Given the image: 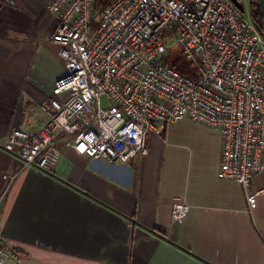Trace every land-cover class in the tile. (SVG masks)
Returning <instances> with one entry per match:
<instances>
[{
    "label": "crops",
    "instance_id": "crops-1",
    "mask_svg": "<svg viewBox=\"0 0 264 264\" xmlns=\"http://www.w3.org/2000/svg\"><path fill=\"white\" fill-rule=\"evenodd\" d=\"M47 2L0 0V139L41 126L65 70ZM161 134L127 163L62 147L53 171L0 145V234L19 253L13 264H264V169L247 191L218 176L217 130L179 120ZM182 201L179 222L171 210Z\"/></svg>",
    "mask_w": 264,
    "mask_h": 264
},
{
    "label": "built area",
    "instance_id": "built-area-1",
    "mask_svg": "<svg viewBox=\"0 0 264 264\" xmlns=\"http://www.w3.org/2000/svg\"><path fill=\"white\" fill-rule=\"evenodd\" d=\"M47 7L58 15L50 38L65 70L42 105L41 126L9 130L2 148L45 171L62 147L127 163L149 153V133L188 118L219 132L221 178L250 185L263 170L264 36L231 0H111L99 12L96 0ZM174 39L198 78L163 63ZM256 194L248 193L251 208ZM187 209L175 205L172 219L182 221ZM19 257L0 234V264Z\"/></svg>",
    "mask_w": 264,
    "mask_h": 264
},
{
    "label": "trees",
    "instance_id": "trees-1",
    "mask_svg": "<svg viewBox=\"0 0 264 264\" xmlns=\"http://www.w3.org/2000/svg\"><path fill=\"white\" fill-rule=\"evenodd\" d=\"M111 0H96L97 12ZM242 1V0H240ZM251 18L260 26L263 27L260 0H248ZM162 61L165 65H169L179 70L180 72L198 78V70L191 61L183 55L182 49H178L176 53H172L171 49L163 56ZM157 230L161 231L159 228Z\"/></svg>",
    "mask_w": 264,
    "mask_h": 264
},
{
    "label": "rangeland",
    "instance_id": "rangeland-1",
    "mask_svg": "<svg viewBox=\"0 0 264 264\" xmlns=\"http://www.w3.org/2000/svg\"><path fill=\"white\" fill-rule=\"evenodd\" d=\"M232 1V0H231ZM242 3H243V6H244V8H245V10H244V12H245V14H246V17L248 16L249 18H251V15H250V10H249V3H248V0H242L241 1ZM262 28V27H261ZM51 39V38H50ZM171 42H173V44H172V47L171 48H169L168 50H170L171 49V52L172 53H176L177 52V50L178 49H181L182 47H181V45L179 44V43H177V41H176V39H174V40H172ZM168 52V51H167ZM166 52V53H167ZM59 55V54H58ZM49 95H51V92H50V94ZM50 97V96H49ZM103 98V104H108L109 102H110V100H107L106 98H105V96H103L102 97ZM182 120H189V121H192V120H190V119H188V118H183ZM195 122V121H194ZM202 125H204V124H202ZM150 150V149H149ZM220 152H221V147H220ZM221 156H220V154H219V164H220V162H221ZM220 166V165H219ZM219 169V168H218ZM264 169V168H263ZM219 176V175H218ZM220 177V176H219ZM227 178V177H226ZM231 179H235V178H231ZM237 182H239L237 179H235ZM239 183H241V182H239ZM252 183H253V181H251V183H250V185H244V183H241L242 185H244L245 187H247V191H249L250 190V186L252 185ZM256 191V190H255ZM256 196H258V194H256ZM247 198V197H246ZM248 200V204H249V208L251 209V205H250V202H249V199H247ZM183 202V201H182ZM178 204H181V202H177V203H175L174 204V206L175 205H178ZM184 204H186V205H188V209H187V211H186V213L185 214H187L188 213V211H189V209H190V207H189V204L188 203H186V202H184ZM174 206L172 207V210H173V208H174ZM256 206H257V202H256ZM255 206V207H256ZM254 207V208H255ZM172 210H171V213H172ZM186 216V215H185Z\"/></svg>",
    "mask_w": 264,
    "mask_h": 264
},
{
    "label": "water",
    "instance_id": "water-1",
    "mask_svg": "<svg viewBox=\"0 0 264 264\" xmlns=\"http://www.w3.org/2000/svg\"><path fill=\"white\" fill-rule=\"evenodd\" d=\"M232 2L234 3V5H236L240 10L244 11L245 8L243 6V3L240 0H232ZM260 6H261V17H262V23H263V27H262V34L264 36V0H260Z\"/></svg>",
    "mask_w": 264,
    "mask_h": 264
},
{
    "label": "bare ground",
    "instance_id": "bare-ground-1",
    "mask_svg": "<svg viewBox=\"0 0 264 264\" xmlns=\"http://www.w3.org/2000/svg\"><path fill=\"white\" fill-rule=\"evenodd\" d=\"M7 151V150H6Z\"/></svg>",
    "mask_w": 264,
    "mask_h": 264
}]
</instances>
